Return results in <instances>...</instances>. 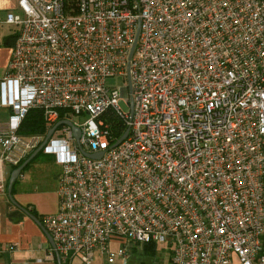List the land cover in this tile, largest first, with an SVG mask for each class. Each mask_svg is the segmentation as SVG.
Listing matches in <instances>:
<instances>
[{
    "label": "built area",
    "instance_id": "obj_1",
    "mask_svg": "<svg viewBox=\"0 0 264 264\" xmlns=\"http://www.w3.org/2000/svg\"><path fill=\"white\" fill-rule=\"evenodd\" d=\"M17 7L4 20L16 29L0 78V190L1 166L26 160L55 123L79 129L60 124L41 148L60 166L58 209L41 218L55 251L129 264L156 242L169 264H264V0ZM116 76L127 82L108 86ZM32 108L45 134L18 132ZM107 111L127 129L115 146Z\"/></svg>",
    "mask_w": 264,
    "mask_h": 264
},
{
    "label": "crops",
    "instance_id": "obj_2",
    "mask_svg": "<svg viewBox=\"0 0 264 264\" xmlns=\"http://www.w3.org/2000/svg\"><path fill=\"white\" fill-rule=\"evenodd\" d=\"M11 11L19 12L17 0H0V78L9 63L15 39L11 37L15 34L14 27L4 22L6 13ZM8 112L0 107V125L6 122ZM39 152L24 160L13 182L11 196L8 181L14 167L1 166L5 188L0 190V247L3 249L0 264H81L72 252L59 255L41 224L43 215L58 209L60 166L53 155L42 149ZM7 245H13V250H8Z\"/></svg>",
    "mask_w": 264,
    "mask_h": 264
},
{
    "label": "trees",
    "instance_id": "obj_3",
    "mask_svg": "<svg viewBox=\"0 0 264 264\" xmlns=\"http://www.w3.org/2000/svg\"><path fill=\"white\" fill-rule=\"evenodd\" d=\"M11 37L15 38V34ZM105 116L108 119V128L110 131L109 134L114 139H118L124 133V130H125V128L122 124V121L118 117L114 116L112 114V112H110V111H107ZM18 132L20 134H23V135L45 134L44 133L45 132V126H44V120H43V116H42V110L39 108L30 109L27 112V114L25 115L24 119L22 120ZM23 162H21L19 165L15 166L14 169L19 167ZM13 186H14V183L12 184L11 192L13 190ZM31 213L33 215H35L33 212H31ZM152 243L153 242L143 243L141 245L142 250L143 251L147 250Z\"/></svg>",
    "mask_w": 264,
    "mask_h": 264
},
{
    "label": "rangeland",
    "instance_id": "obj_4",
    "mask_svg": "<svg viewBox=\"0 0 264 264\" xmlns=\"http://www.w3.org/2000/svg\"><path fill=\"white\" fill-rule=\"evenodd\" d=\"M14 27V26H13ZM14 27V31H15ZM127 81L121 76L108 77L106 84L108 86L122 87ZM122 110L128 109L122 101L119 102ZM150 248V249H149ZM147 250L143 251L141 247H136L131 250L129 264H169V256L171 252L170 246L166 243L153 242ZM102 258L97 255L96 262L101 264Z\"/></svg>",
    "mask_w": 264,
    "mask_h": 264
},
{
    "label": "water",
    "instance_id": "obj_5",
    "mask_svg": "<svg viewBox=\"0 0 264 264\" xmlns=\"http://www.w3.org/2000/svg\"><path fill=\"white\" fill-rule=\"evenodd\" d=\"M131 53H132V50H131L130 54ZM60 124H67V125L71 126V128H72V130L74 132L75 137L78 138V136H79V129L76 126H74L71 123V121H69V120L58 121L57 123H55V125H53L47 131V133L45 135L44 141L35 149V151H33V153L29 157H32L33 155H35L37 152H39L41 150L43 144L46 142V140L48 139V137L51 135V132L55 129L56 126H58ZM126 135H127V129L124 131V133L119 137V139L112 146H115L116 144H118L121 140H123L125 138ZM102 153H103V151H98L96 153H87V152H84V154L86 156H89V157H92V158H99L102 155ZM24 163L21 164L16 169H14L13 172L11 173L10 177H9V181H8V193H9V196H11L10 191H11L12 184H13L15 178L17 177V175L19 174L20 170L22 169V166L24 165ZM48 237H49L52 245H54V242H53V240H52V238H51V236H50L49 233H48Z\"/></svg>",
    "mask_w": 264,
    "mask_h": 264
}]
</instances>
